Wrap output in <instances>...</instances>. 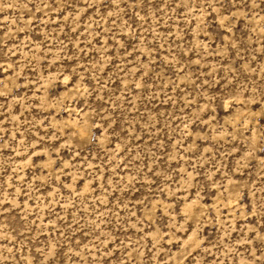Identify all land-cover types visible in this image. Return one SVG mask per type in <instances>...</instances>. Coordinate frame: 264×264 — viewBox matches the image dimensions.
Instances as JSON below:
<instances>
[{"label": "rangeland", "instance_id": "obj_1", "mask_svg": "<svg viewBox=\"0 0 264 264\" xmlns=\"http://www.w3.org/2000/svg\"><path fill=\"white\" fill-rule=\"evenodd\" d=\"M0 264H264V0H0Z\"/></svg>", "mask_w": 264, "mask_h": 264}]
</instances>
